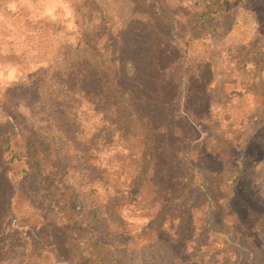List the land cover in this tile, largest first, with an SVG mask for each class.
<instances>
[{
	"label": "rangeland",
	"instance_id": "rangeland-1",
	"mask_svg": "<svg viewBox=\"0 0 264 264\" xmlns=\"http://www.w3.org/2000/svg\"><path fill=\"white\" fill-rule=\"evenodd\" d=\"M261 8L255 14L236 0H0V124H13L0 131L41 137L32 158L0 157V264H72L44 218L53 207L44 181L55 164L74 205L93 183L123 264H264ZM132 94L146 104L132 109ZM164 99L183 132L168 138L177 158L167 173L154 168L140 115ZM11 150H20L15 141ZM174 171L181 179L163 177ZM160 181L181 185L167 192ZM250 207L263 217L245 237L225 218Z\"/></svg>",
	"mask_w": 264,
	"mask_h": 264
},
{
	"label": "trees",
	"instance_id": "trees-1",
	"mask_svg": "<svg viewBox=\"0 0 264 264\" xmlns=\"http://www.w3.org/2000/svg\"><path fill=\"white\" fill-rule=\"evenodd\" d=\"M238 4L246 11L257 13L261 7H264V0H236ZM262 9V8H261ZM33 104L40 101V87L38 84L34 87ZM145 96H134L133 94L128 98L127 104L133 109H137L140 105L146 104ZM143 101V102H142ZM154 102V100H152ZM161 108L157 112L141 110V117L147 121V132L151 135L152 144L154 146V161L155 170L167 173L169 164L176 162L177 156L171 148L168 138L171 136L174 140H180L183 134L179 123L174 121L170 109V100H162ZM6 127L12 128L13 124L5 122ZM0 124V126H5ZM30 133V134H29ZM0 131V157L7 153L9 155L8 161L21 160L22 157L27 159L36 156V144L40 141V136L30 130L25 136L24 134L17 138V133L12 136H2ZM187 137V136H186ZM186 140V139H185ZM15 141V145L20 147V150L15 152L10 151V144ZM41 142V141H40ZM9 153V154H8ZM167 165V166H165ZM165 168V169H163ZM57 166L53 167L47 173L44 181V187L47 190V195L51 198L53 207L48 209L47 222L54 224L57 230V237L60 245L65 250L67 258L72 264H123L122 256L119 252L114 250L109 241L106 230L103 226V221L100 213L93 202L92 182L87 184L89 188L82 194L76 193V205L71 202L73 190L71 186L64 183V180L58 172ZM9 168L6 170L8 171ZM179 172L174 171L173 174L167 176L171 182L181 179ZM3 176V175H2ZM2 186L5 191L9 187V179L7 172L3 176ZM166 182L160 181L157 188L166 189L170 192L173 189L179 188L181 183L177 182L173 186L165 185ZM174 184V183H173ZM4 191V192H5ZM68 213V217L64 215ZM263 217V212L256 208L250 207L246 210L244 217L239 214H228L225 218V224L234 232L245 237H251L255 233V228L258 221ZM12 242V241H11ZM1 246L8 251L11 245L9 242L1 243Z\"/></svg>",
	"mask_w": 264,
	"mask_h": 264
}]
</instances>
